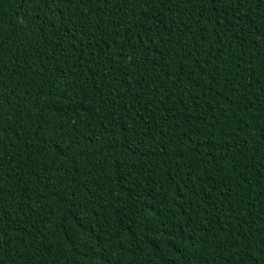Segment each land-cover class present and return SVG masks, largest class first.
Segmentation results:
<instances>
[{
  "label": "trees",
  "instance_id": "trees-1",
  "mask_svg": "<svg viewBox=\"0 0 264 264\" xmlns=\"http://www.w3.org/2000/svg\"><path fill=\"white\" fill-rule=\"evenodd\" d=\"M0 264H264V0H0Z\"/></svg>",
  "mask_w": 264,
  "mask_h": 264
}]
</instances>
